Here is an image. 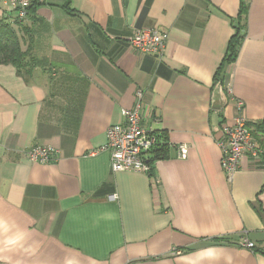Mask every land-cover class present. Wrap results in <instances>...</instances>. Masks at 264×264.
I'll return each mask as SVG.
<instances>
[{
    "label": "crops",
    "instance_id": "1",
    "mask_svg": "<svg viewBox=\"0 0 264 264\" xmlns=\"http://www.w3.org/2000/svg\"><path fill=\"white\" fill-rule=\"evenodd\" d=\"M241 5L242 38L225 63ZM30 8L17 31L0 0V21L37 63L24 77L0 64V264H264V163L244 161L227 180L217 145L222 124L264 119V0ZM149 28L167 34L158 56L129 45ZM137 91L141 125L167 150L146 158L150 176L111 171L103 149ZM34 145L52 147L54 160L30 162ZM241 235L252 251L237 245Z\"/></svg>",
    "mask_w": 264,
    "mask_h": 264
},
{
    "label": "built area",
    "instance_id": "2",
    "mask_svg": "<svg viewBox=\"0 0 264 264\" xmlns=\"http://www.w3.org/2000/svg\"><path fill=\"white\" fill-rule=\"evenodd\" d=\"M15 12L16 22L23 23L29 14L30 0H6ZM167 34L156 29L137 30L129 39L132 50L149 55H160L164 49ZM142 93L135 94V105L131 109L122 110L123 124L107 128L105 132L106 143L103 147L110 155L109 165L113 172H133L151 175V167L146 162L150 151L159 143V135L141 125L140 110ZM238 110L243 106L241 101L236 102ZM217 145L221 151L220 168L225 179L232 176L242 168L244 161L263 166V150L256 144L251 129L244 119L238 117L231 124H222L219 128ZM178 157L186 158V146L177 147ZM26 159L38 164H47L54 160L55 150L49 146L34 145L25 153ZM112 195L109 199H116ZM240 248L252 251L254 245L243 235L237 241Z\"/></svg>",
    "mask_w": 264,
    "mask_h": 264
},
{
    "label": "trees",
    "instance_id": "3",
    "mask_svg": "<svg viewBox=\"0 0 264 264\" xmlns=\"http://www.w3.org/2000/svg\"><path fill=\"white\" fill-rule=\"evenodd\" d=\"M31 8L29 6L28 11ZM247 9L245 5H241L238 15L239 25L236 27L237 33L231 38L228 46L227 56L225 63L233 62L236 54L235 48L238 46L242 36H239L241 29L240 23L246 15ZM29 16V14H28ZM17 31H24L25 26L23 23L16 22ZM28 51H21L19 38L17 32H15L10 24L5 21H0V64L10 63L16 70V73L22 77L29 73L37 63L31 61L28 57ZM251 133L257 145H260L264 149V119L257 125L251 126ZM167 157V150L162 140L150 151L147 156L148 160H162ZM264 157V156H263Z\"/></svg>",
    "mask_w": 264,
    "mask_h": 264
}]
</instances>
